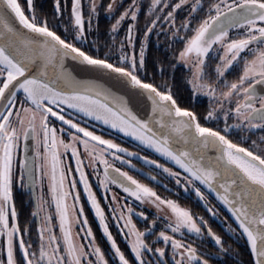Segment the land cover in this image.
Here are the masks:
<instances>
[{
  "label": "snow or ice",
  "instance_id": "1",
  "mask_svg": "<svg viewBox=\"0 0 264 264\" xmlns=\"http://www.w3.org/2000/svg\"><path fill=\"white\" fill-rule=\"evenodd\" d=\"M49 8L0 0V264H238L239 248L182 206L180 189L218 217L206 191L214 194L235 222L226 234L245 240L244 264H264V0H51ZM153 35L165 51L150 60ZM178 65L188 72L187 106L173 84L156 82ZM88 120L178 170L98 135ZM134 157L153 171L137 169ZM93 174L111 192L104 198L127 250L110 231ZM81 184L107 249L85 214ZM17 185L35 201V238L32 223L20 222Z\"/></svg>",
  "mask_w": 264,
  "mask_h": 264
},
{
  "label": "trees",
  "instance_id": "2",
  "mask_svg": "<svg viewBox=\"0 0 264 264\" xmlns=\"http://www.w3.org/2000/svg\"><path fill=\"white\" fill-rule=\"evenodd\" d=\"M50 2H51V0H44V7L46 9L50 10V8H49ZM141 22L143 23V18H141ZM108 23H109V21L107 19H105L103 14H101V17H100L101 29L103 30L104 28H106ZM155 40H156V37H155V35H153L152 36L153 47L150 49V52H149L150 60L152 58L157 57V56H162L164 51H165V49L162 46L159 48L156 46ZM168 55H169V57L171 56L170 51H169ZM151 71H152V69H151V64H150L149 65V73H151ZM173 77H174V80H173ZM186 77H187V70L181 68L178 65L177 69L174 71V73L171 69H169L168 74H166L165 76H160L159 74H157L156 82L160 83L164 80H167L170 84H173V90L176 93L178 100L183 105L187 106L190 103V95H189L190 89L186 85ZM198 106H200V105L197 104L196 107L198 108ZM197 110L202 115V112H201L202 108L199 107ZM117 140L121 141L122 139H121V137H117ZM133 147L138 148L135 145ZM138 162H140V161H138ZM170 185H168V188L175 191V189ZM155 187L158 188L159 190H162L166 194L165 196H169L173 199L177 198L175 195H173L172 191H166L162 186L157 185L156 183H155ZM14 191H15L14 199L17 196H18V198L20 197V199H21V204H20L21 222H23L25 224L30 223V221L27 220L28 215H27V210L25 208L26 201L30 202V199L28 197V193H26L24 190H16L15 189ZM180 193H181V195H180L179 202L181 203V205L190 208L196 215L203 216L204 219L208 221V223L212 227L213 231L222 235L224 237L225 241L228 244H231L232 247L239 248L241 255L236 257V260H237L238 264H244V262L247 261V259H248V252H247L245 240L244 239H238V237H236V236H232L230 239L229 235L226 234L227 223H232L233 226H235V223L233 222V220L231 219L229 214L225 211V209L220 204H218L216 199L213 196L208 195L210 206H214L215 208H217L219 210V216L213 217V216H211L210 213H208L206 211V209L203 205V202L196 200L194 194H193L191 199H185L182 189H180ZM84 202H85V205H84L85 206V214H86V216H88V219L90 221V225H91L93 232L97 238V242L100 243L102 248H104V249L109 248V244L106 241V238L102 235V231L100 230V227L97 225V221H94V217L92 216L93 210L89 207V204L85 200H84ZM225 217H228V221H225V219H224ZM134 218L136 220H140L138 217L134 216ZM135 219H134V221H135ZM112 230H113L114 238L116 239L118 245L121 247L122 250H127L126 243H125L124 239L122 238L123 236L120 235L119 231L116 228L111 227L110 231H112ZM33 238H35V235H33ZM205 243L209 247H211L210 241L206 240Z\"/></svg>",
  "mask_w": 264,
  "mask_h": 264
},
{
  "label": "rangeland",
  "instance_id": "3",
  "mask_svg": "<svg viewBox=\"0 0 264 264\" xmlns=\"http://www.w3.org/2000/svg\"><path fill=\"white\" fill-rule=\"evenodd\" d=\"M184 15H186V12H183L182 13V16L181 17H183ZM187 76H188V72H187ZM189 95H190V92H189ZM200 106H198V108L199 107H201L202 108V110H201V112H202V115L205 113V111H206V108H207V101L204 99V102L203 103H201V104H199ZM197 108V107H196ZM197 108V109H198ZM198 111V110H197ZM87 124H88V126L90 127V130L92 129V128H94V130L97 132V134L98 135H103L106 139H113V140H115V142L116 143H119V144H121L123 147H126V148H128L130 151H139L140 152V155L141 156H143V155H148L151 159H157V158H155L151 153H153L154 155H157L156 153H154L152 150H150V149H143V150H141V146H138V142L137 141H135L133 138H131V137H127V136H124L123 135V133H120V132H118L117 130H114V129H111V128H109L108 126H106V125H103V124H101V123H99V122H97V121H93V120H88L87 121ZM107 132V133H106ZM108 133H110V134H117V135H119V136H121V137H123V138H126V139H128V141L130 142V143H132V144H135L137 147H139L138 149L137 148H135V147H133V146H130V145H127V144H125V143H122V140L121 141H119V140H117V139H115V138H113V137H110L109 135H108ZM147 151V152H146ZM126 159H127V157H126ZM132 159V162H133V164H135L136 165V168L137 169H142V171L144 172V173H148V172H150V171H153V167L154 166H148V165H145L144 164V162L143 161H141V160H139L138 158H131ZM140 161V162H138V161ZM85 162L87 163V160H85ZM161 162V161H160ZM162 163V162H161ZM117 166H120V164H119V162H117ZM168 166V165H167ZM170 167V166H169ZM124 168H125V170H129L128 168H127V166H124ZM88 170L90 171V173H92V169L91 168H88ZM156 172H159V170H155ZM133 175H137V173H135V172H133L132 173ZM138 178H140V179H142L143 180V182H145V183H149V181L147 180V179H145L143 176H138ZM158 179L160 180V182H161V184H167V185H170V186H172L173 188H174V184H175V181L174 180H169V179H166L165 178V175H160V176H158ZM90 181H91V183H92V185L93 186H97L98 187V184H97V181H96V178H95V175L93 174L92 175V179H90ZM154 184V185H153ZM151 186L152 187H154L155 189H156V191L161 195V196H165L166 194L162 191V190H159L158 188H156L155 187V183L153 182V183H151ZM46 189H47V181H45V185H44V194H45V196H46V198H48V199H50V197H48V195H47V191H46ZM98 190H99V192H100V198H99V196L97 195V198L101 201V206L102 207H105V209H106V214L109 216V218H110V224H111V227L112 228H116L117 230H118V228H117V225H116V222L114 221V220H111V213H110V211H108V208H107V205H108V200H106L104 197H105V195H107L108 197H110L111 196V192H109V193H107V194H105L104 193V191L102 190V189H99V187H98ZM114 190V189H113ZM183 191V190H182ZM122 195H125V194H122ZM206 195H208L207 193H206ZM128 201H129V203L131 204V201H132V199L131 198H128ZM69 203H71V200H69ZM135 202L133 201V204H134ZM138 203V202H137ZM132 204V205H133ZM134 207H135V205H133ZM183 206V205H182ZM144 207H147L148 209H149V211L150 212H152V213H155V209L154 208H151V206H144ZM185 207V206H184ZM137 211H139V210H141L140 208H137L136 209ZM51 211L54 213L55 212V207H54V205H53V207L51 208ZM161 215H163V213L161 214ZM88 217V216H87ZM95 219L96 218H94V221H95ZM135 219V218H134ZM140 219V218H139ZM135 222H137V226L138 227H140L141 229H143L144 227H145V225H144V223L141 221V220H136L135 219ZM111 227H110V229H111ZM161 227H162V225H161ZM101 231H102V229H100ZM57 231H58V229H57ZM157 231H159V229H157ZM112 233H113V230L111 231ZM120 233V232H119ZM120 235L122 236V234L120 233ZM113 236H114V234H113ZM123 238V237H122ZM179 238V237H178ZM124 239V238H123ZM109 244V247H110V243H108Z\"/></svg>",
  "mask_w": 264,
  "mask_h": 264
},
{
  "label": "flooded vegetation",
  "instance_id": "4",
  "mask_svg": "<svg viewBox=\"0 0 264 264\" xmlns=\"http://www.w3.org/2000/svg\"><path fill=\"white\" fill-rule=\"evenodd\" d=\"M182 13H183V12H181V13L179 14L180 17L182 16ZM161 39H163V37H161ZM205 100H206V99H205ZM106 133H107V132H106ZM108 135H109L110 137H113V138L117 139V136H116L115 134H110V133H108ZM121 139H122V143H125V144H127V145L133 146L132 143H130L128 140L123 139V138H121ZM18 155H19V156H22V155H23V145L21 146L20 149H18ZM153 156H154V155H153ZM154 157L157 158V159H159L162 163H167V165L170 166V167H173L174 170H178L177 167H176L175 165H173L172 163H170V162H165L164 158L159 157L158 155H157V156H154ZM65 163H66V164L69 163V161L67 160V158H65ZM71 163H72V166L74 167V166H75V162L72 161ZM85 163H86V162H85ZM86 171H87L88 173H90V171L88 170V168L86 169ZM16 176H17V178L19 177V167H18V166H17V169H16ZM71 178H72V177H70L69 179H71ZM75 178H76L77 180L79 179L78 174H76ZM90 179H92V175H90V177H89V181H90ZM90 183H91V181H90ZM91 184H92V183H91ZM92 187H93V191L96 192L97 195H98L99 198H100V192H99V190H98V187H97V186H93V185H92ZM15 189H16V190H22V189L19 188L18 185L14 188V190H15ZM114 190H116V189L114 188ZM24 191H25L26 193H28V197H29V199H30V197H31V193H30L28 190H24ZM76 191H78V192L80 193V195H81V203H82L83 206H84V205H85L84 200H85L87 203H88V201H87V195H86V194L84 193V191H83V185H82V184L79 185L78 188L76 189ZM40 194H41V187H40L39 184H37V185H36V196H39ZM125 195H126V194H125ZM14 197H15V191H14ZM14 200H15V203H16V205H17V208H18V210H19V212H20L21 199H20V197L18 198V196H17ZM136 203H137V202H135V203L133 204V201H131V204H133V205H136ZM88 204H89V203H88ZM25 205H26L25 208H26V210H27V215H28V219H27V220H29L30 223H32V221H33L34 218L32 217L31 213H32L33 210H34V202H33L32 199H30V202H29V201H26ZM89 207L91 208V205H90V204H89ZM84 208H85V206H84ZM92 216L95 218V216H94V212L92 213ZM95 221H97V225L99 226V222H98V220L95 219ZM20 222H21V213H20ZM21 224L23 225V224H25V223L21 222ZM36 228H37L36 223H32L33 235L36 234Z\"/></svg>",
  "mask_w": 264,
  "mask_h": 264
},
{
  "label": "water",
  "instance_id": "5",
  "mask_svg": "<svg viewBox=\"0 0 264 264\" xmlns=\"http://www.w3.org/2000/svg\"><path fill=\"white\" fill-rule=\"evenodd\" d=\"M29 155H31L32 153H31V151L28 153ZM23 155H24V149H23ZM158 155V154H157ZM159 156V155H158ZM171 163V162H170ZM206 191V190H205ZM211 196H213L214 198H215V195L214 194H212V193H209ZM35 195H36V190H35ZM217 201V200H216ZM33 202H34V205H35V201L33 200ZM218 202V201H217ZM219 203V202H218ZM220 204V203H219ZM224 209H225V211L229 214V216L231 217V214L227 211V209L222 205V204H220ZM232 219V218H231ZM233 220V219H232ZM233 222H234V220H233ZM235 223V222H234Z\"/></svg>",
  "mask_w": 264,
  "mask_h": 264
}]
</instances>
